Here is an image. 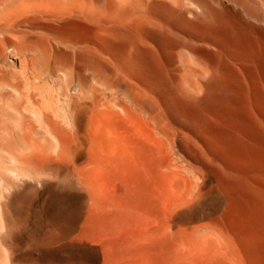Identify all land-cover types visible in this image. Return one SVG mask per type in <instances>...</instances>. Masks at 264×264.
Returning <instances> with one entry per match:
<instances>
[{"label": "bare ground", "instance_id": "6f19581e", "mask_svg": "<svg viewBox=\"0 0 264 264\" xmlns=\"http://www.w3.org/2000/svg\"><path fill=\"white\" fill-rule=\"evenodd\" d=\"M0 264H264V0H0Z\"/></svg>", "mask_w": 264, "mask_h": 264}]
</instances>
